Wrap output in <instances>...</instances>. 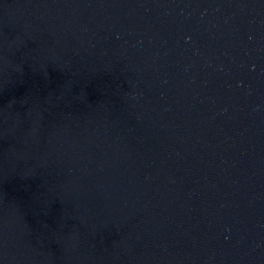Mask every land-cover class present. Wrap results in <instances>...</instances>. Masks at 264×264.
<instances>
[{"label":"water","instance_id":"obj_1","mask_svg":"<svg viewBox=\"0 0 264 264\" xmlns=\"http://www.w3.org/2000/svg\"><path fill=\"white\" fill-rule=\"evenodd\" d=\"M0 264H264V0H0Z\"/></svg>","mask_w":264,"mask_h":264}]
</instances>
